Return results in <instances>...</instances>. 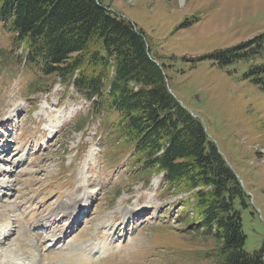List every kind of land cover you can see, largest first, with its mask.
I'll return each mask as SVG.
<instances>
[{
    "label": "rangeland",
    "instance_id": "1",
    "mask_svg": "<svg viewBox=\"0 0 264 264\" xmlns=\"http://www.w3.org/2000/svg\"><path fill=\"white\" fill-rule=\"evenodd\" d=\"M100 1L142 32L170 92L234 172L247 195L245 207L234 203L243 248L264 256V88L245 76L247 62L206 57L264 33V0ZM12 36L0 24V264L19 253L26 263L20 243L41 264H220L190 211L193 191L136 173L131 148L110 134L118 115L95 97L59 79L30 87L39 75ZM74 198L71 222L62 205Z\"/></svg>",
    "mask_w": 264,
    "mask_h": 264
},
{
    "label": "trees",
    "instance_id": "2",
    "mask_svg": "<svg viewBox=\"0 0 264 264\" xmlns=\"http://www.w3.org/2000/svg\"><path fill=\"white\" fill-rule=\"evenodd\" d=\"M0 24L39 75L30 87L48 91L59 79L95 97V107L118 115L110 134L131 148L136 173H162L177 192L193 191L190 211L220 264H264L263 252L243 248L234 203L245 207L246 193L201 121L170 92L142 32L100 0H0ZM206 57L222 66L247 62L245 76L264 88V33Z\"/></svg>",
    "mask_w": 264,
    "mask_h": 264
},
{
    "label": "bare ground",
    "instance_id": "3",
    "mask_svg": "<svg viewBox=\"0 0 264 264\" xmlns=\"http://www.w3.org/2000/svg\"><path fill=\"white\" fill-rule=\"evenodd\" d=\"M3 184V183H2ZM1 184V188L3 187L5 189L8 188L5 184L2 185ZM80 199H70V202H68V204H63L62 206L64 207L63 209H65L67 212L66 214V217L68 216V218L71 220L74 221V219L76 218V215H77V206H78V203H80ZM71 209V210H70ZM69 210V211H68ZM44 220V219H43ZM42 219H37V221H35L36 223H41V224H35L36 226L35 227H46L45 225H42ZM71 220V222H73ZM47 228V227H46ZM45 228V229H46ZM43 230L46 232V230ZM48 230V229H47ZM40 233H44L42 232V230L40 231ZM47 233V232H46ZM45 234H43L42 238H46L47 236H44ZM37 241H41L39 239V235L38 237H34ZM1 243V242H0ZM28 244V243H27ZM27 244H24V243H20V245H18V249H19V252H21L23 255H25V261L26 263L23 262L22 258L20 257V253L18 254V256L16 255V258L17 257H20L18 258L19 260L16 261V258L15 259H8L9 261H7L6 263H1V264H21V263H24V264H41L40 260H43L42 259V256L39 252L38 249H35L34 248H31L30 245L28 246ZM83 249V248H82ZM110 248H108L109 250ZM107 250L106 248V245H104L102 247V250L101 252H105ZM64 256V255H63ZM66 258V257H65ZM72 258V257H71ZM51 258L49 259V262L47 264H52V262L50 261ZM72 260V259H71ZM70 261V260H69ZM87 258L86 257H78L76 258V260L74 261L75 263L77 264H85L87 263Z\"/></svg>",
    "mask_w": 264,
    "mask_h": 264
},
{
    "label": "water",
    "instance_id": "4",
    "mask_svg": "<svg viewBox=\"0 0 264 264\" xmlns=\"http://www.w3.org/2000/svg\"><path fill=\"white\" fill-rule=\"evenodd\" d=\"M153 61H154L156 64H158L157 61H155V60H153ZM263 258H264V256H263Z\"/></svg>",
    "mask_w": 264,
    "mask_h": 264
}]
</instances>
